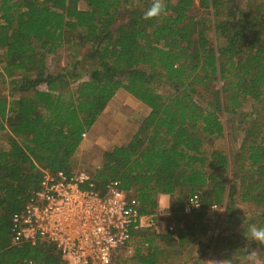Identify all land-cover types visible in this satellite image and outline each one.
Segmentation results:
<instances>
[{
  "label": "trees",
  "instance_id": "obj_1",
  "mask_svg": "<svg viewBox=\"0 0 264 264\" xmlns=\"http://www.w3.org/2000/svg\"><path fill=\"white\" fill-rule=\"evenodd\" d=\"M85 1L84 9L78 0H0V82L10 86V95L0 93V264H67L51 243L13 244L12 219L43 169L76 172L83 134L120 89L150 111L104 152L98 187L118 180L143 213H155L161 193L175 198L174 213L196 194L203 210L194 219L214 217L213 205L233 215L248 203L261 212L246 229L264 227V0H200V14L191 13L195 0H162L164 14L150 19L153 0ZM67 45L87 47L82 60L50 72L49 56ZM81 61L88 79L77 71ZM194 233L140 230L131 256L111 263L173 264Z\"/></svg>",
  "mask_w": 264,
  "mask_h": 264
},
{
  "label": "built area",
  "instance_id": "obj_2",
  "mask_svg": "<svg viewBox=\"0 0 264 264\" xmlns=\"http://www.w3.org/2000/svg\"><path fill=\"white\" fill-rule=\"evenodd\" d=\"M86 137V134H83ZM22 214L12 219V243L53 244L67 264H111L117 251L133 252V240L140 230L157 225V213H143L141 204L126 192L118 180L98 187L86 170L72 174L42 170ZM218 209V205H213ZM203 210L198 195L188 197L182 213ZM207 264H224L211 257Z\"/></svg>",
  "mask_w": 264,
  "mask_h": 264
},
{
  "label": "rangeland",
  "instance_id": "obj_3",
  "mask_svg": "<svg viewBox=\"0 0 264 264\" xmlns=\"http://www.w3.org/2000/svg\"><path fill=\"white\" fill-rule=\"evenodd\" d=\"M78 1L80 8L85 9L87 6L86 1ZM203 11L200 0H195L191 13L200 14ZM86 50L87 47L71 48L70 45L64 46L57 54L49 56V71L59 72L64 68L72 69L74 63L76 64L82 60ZM87 69L88 66H84V62L81 61L77 71H83L84 79H88ZM158 85L160 92L170 91L164 80L160 81ZM2 92L10 95L9 84L4 85L0 82V93ZM196 98L205 105L207 104V99L205 100L204 97L197 94ZM252 105V100L247 101L241 111H244V113L251 111ZM149 111L148 106L126 90L120 89L99 117L91 133L86 134V137H84L82 147L73 157L74 171L86 170L93 175L101 166L104 152L111 149L115 144L126 142L141 125ZM222 116L225 120L227 117H231L228 113H223ZM237 121H240V119ZM243 129V127L238 129L233 137L237 142L241 141L244 136ZM2 141H5V139H2ZM3 144L6 146V143ZM174 203L175 200L172 206H174ZM217 210L214 217L207 216L194 219L192 215H186L182 212L174 213L170 209V212L162 217L165 226L163 233L175 234L179 226H193L195 228L193 246H190L185 252L175 255L170 262L173 264H207L211 257H215L221 259L224 264H264V245L254 240L243 239L240 233L242 229H246L245 225L252 219V216L259 214L261 209L257 210L252 204L238 203L233 215L230 214L231 212H226L225 208H218ZM230 240L233 243L228 247L227 244ZM118 255L127 259L131 256V253L126 249L117 251L112 263ZM124 264L134 263L126 261Z\"/></svg>",
  "mask_w": 264,
  "mask_h": 264
},
{
  "label": "clouds",
  "instance_id": "obj_4",
  "mask_svg": "<svg viewBox=\"0 0 264 264\" xmlns=\"http://www.w3.org/2000/svg\"><path fill=\"white\" fill-rule=\"evenodd\" d=\"M164 14V4L162 0H153L150 8L144 13L145 19L159 17ZM249 240H254L264 245V227L249 226L247 236Z\"/></svg>",
  "mask_w": 264,
  "mask_h": 264
},
{
  "label": "crops",
  "instance_id": "obj_5",
  "mask_svg": "<svg viewBox=\"0 0 264 264\" xmlns=\"http://www.w3.org/2000/svg\"><path fill=\"white\" fill-rule=\"evenodd\" d=\"M42 88H45V86H42ZM82 145H83V143H82ZM82 145L80 146V148L82 147ZM174 199L175 198L172 195H170V194L161 193V194L158 195L157 207H156V211H155V213H157L156 214V216H157V225H156L155 228H153L158 233H162V231L165 229L162 217L166 213L170 212V209H171V207L173 205Z\"/></svg>",
  "mask_w": 264,
  "mask_h": 264
}]
</instances>
